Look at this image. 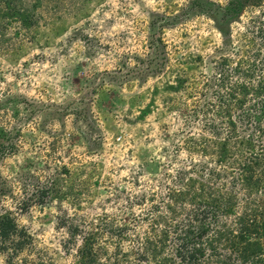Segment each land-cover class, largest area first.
<instances>
[{"label":"rangeland","instance_id":"rangeland-1","mask_svg":"<svg viewBox=\"0 0 264 264\" xmlns=\"http://www.w3.org/2000/svg\"><path fill=\"white\" fill-rule=\"evenodd\" d=\"M195 1L27 0L35 25L5 22L0 217L28 237L13 264H82L91 238L98 264H159L217 192L238 204L212 225L238 224L248 193L209 186L230 85L264 77V0L226 36Z\"/></svg>","mask_w":264,"mask_h":264},{"label":"trees","instance_id":"trees-1","mask_svg":"<svg viewBox=\"0 0 264 264\" xmlns=\"http://www.w3.org/2000/svg\"><path fill=\"white\" fill-rule=\"evenodd\" d=\"M261 2L263 0H231L227 6L222 7L196 0L191 6L198 7L199 14L211 17L218 30L226 36V27L241 16L247 5L259 6ZM28 5L27 0H0V31L5 28V22L11 20L19 22L24 28L35 25L37 20L29 14ZM254 80H242L230 85L227 105L225 108L221 107V115L226 118L229 127V138L219 140V160L215 165L220 170L217 167L212 170L211 179H216L209 186L214 189V185L218 183L227 187L224 184L227 181L223 184L222 181L231 179L232 183L235 182L242 191L248 193L249 199L243 204L244 210L238 218V224L234 228L216 226L221 213L235 212L234 205L238 204L237 200L234 202L233 196L219 195L217 192L204 204L206 207L198 210L185 225L173 228L177 237L175 256L163 257L159 264H264V199L257 198L261 190L264 191V77ZM247 103L249 109L245 110L242 117V129L245 132L241 133L234 112L244 110ZM227 161L231 168L227 167ZM180 196L184 198L185 194L181 193ZM166 225H169L167 221ZM162 235L161 245H165L169 230H165ZM27 240L26 233L19 230L12 216L0 217V251L9 254L7 264H13V254L10 251L22 250ZM91 241L93 243L95 239H87L80 252L82 264H98ZM160 249L163 256L165 246ZM220 249L230 255H223V251L219 252ZM155 255H160V252L155 251Z\"/></svg>","mask_w":264,"mask_h":264}]
</instances>
